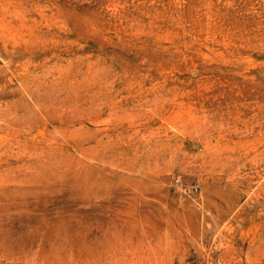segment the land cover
<instances>
[{
    "label": "rangeland",
    "instance_id": "374dc122",
    "mask_svg": "<svg viewBox=\"0 0 264 264\" xmlns=\"http://www.w3.org/2000/svg\"><path fill=\"white\" fill-rule=\"evenodd\" d=\"M0 264H264V0H0Z\"/></svg>",
    "mask_w": 264,
    "mask_h": 264
},
{
    "label": "built area",
    "instance_id": "2783aa9c",
    "mask_svg": "<svg viewBox=\"0 0 264 264\" xmlns=\"http://www.w3.org/2000/svg\"><path fill=\"white\" fill-rule=\"evenodd\" d=\"M196 187V189H199V186L197 185V186H195Z\"/></svg>",
    "mask_w": 264,
    "mask_h": 264
}]
</instances>
